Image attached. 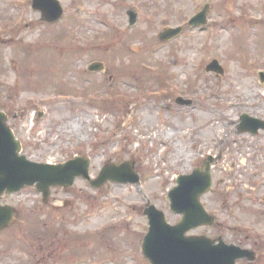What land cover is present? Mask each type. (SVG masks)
Listing matches in <instances>:
<instances>
[{
    "label": "rangeland",
    "instance_id": "374dc122",
    "mask_svg": "<svg viewBox=\"0 0 264 264\" xmlns=\"http://www.w3.org/2000/svg\"><path fill=\"white\" fill-rule=\"evenodd\" d=\"M58 2L49 24L30 0H0V112L27 160L88 157L92 180L127 161L139 184L78 178L46 202L34 187L3 197L15 219L0 230V264H149L142 211L176 225L168 192L207 157L200 202L215 223L186 236L253 255L235 264H264V131L238 130L242 115L264 121V0ZM204 6L206 23L187 26ZM166 28L182 31L160 41ZM212 60L223 75L205 72Z\"/></svg>",
    "mask_w": 264,
    "mask_h": 264
},
{
    "label": "water",
    "instance_id": "95a60500",
    "mask_svg": "<svg viewBox=\"0 0 264 264\" xmlns=\"http://www.w3.org/2000/svg\"><path fill=\"white\" fill-rule=\"evenodd\" d=\"M31 9L41 13L49 24L62 17V8L58 0H31ZM208 7L192 17L188 26H202L206 23ZM129 25L136 22V14L130 12ZM181 32V28L165 29L159 35L160 41H170ZM91 70V69H90ZM95 69L93 68L92 71ZM205 72L223 75V69L217 60H212ZM259 81L264 84V73H259ZM179 105H189V101L177 99ZM239 133L256 135L264 130V122L240 117ZM21 144L15 139L13 131L7 125L6 114L0 112V198L3 194L17 193L26 187H34L46 202L51 188L67 189L77 178H83L91 188H101L105 183L138 185V176L131 162L120 165L104 166L95 180L88 175L89 159L75 157L63 164L48 165L34 163L21 155ZM214 160L207 157L201 167L191 174L178 176L176 186L168 192L169 210L180 216L176 225H169L164 214L154 206L147 204L143 215L148 220V232L141 243V254L149 264H235L240 258L252 259L249 251L241 250L222 241L215 244L205 237H189L186 233L202 226H212L215 219L203 208L200 198L212 188L211 164ZM14 210L10 206L0 205V230L14 219ZM251 256V257H250Z\"/></svg>",
    "mask_w": 264,
    "mask_h": 264
},
{
    "label": "bare ground",
    "instance_id": "6f19581e",
    "mask_svg": "<svg viewBox=\"0 0 264 264\" xmlns=\"http://www.w3.org/2000/svg\"><path fill=\"white\" fill-rule=\"evenodd\" d=\"M172 135L170 133L167 134V138L171 137Z\"/></svg>",
    "mask_w": 264,
    "mask_h": 264
}]
</instances>
